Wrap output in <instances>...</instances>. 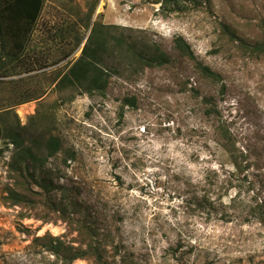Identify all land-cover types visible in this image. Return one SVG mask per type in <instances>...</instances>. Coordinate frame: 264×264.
I'll list each match as a JSON object with an SVG mask.
<instances>
[{
  "label": "rangeland",
  "instance_id": "1",
  "mask_svg": "<svg viewBox=\"0 0 264 264\" xmlns=\"http://www.w3.org/2000/svg\"><path fill=\"white\" fill-rule=\"evenodd\" d=\"M94 24L108 38L156 44L170 63L141 70L107 54L102 93L56 87ZM227 31L261 40L264 0H43L19 56L10 60L9 40L0 47L11 61L0 72V114L59 138L45 168L90 214L113 264H264V223L249 215L256 205L264 215V55L244 54ZM177 38L193 59L173 47ZM196 62L221 76L223 95ZM209 97L218 115L204 114ZM223 128L244 157L241 173L218 141ZM12 160L0 141V264H66L46 246L57 237L76 247L78 232L58 219H22L26 210L7 204Z\"/></svg>",
  "mask_w": 264,
  "mask_h": 264
},
{
  "label": "trees",
  "instance_id": "2",
  "mask_svg": "<svg viewBox=\"0 0 264 264\" xmlns=\"http://www.w3.org/2000/svg\"><path fill=\"white\" fill-rule=\"evenodd\" d=\"M43 7V0H0V47L9 40L13 44V56L10 60L16 59L24 50V39L31 32L33 25L40 16ZM106 26L95 25L90 31V35L81 51L80 56L70 66L67 74L59 79L56 87L62 89L66 87L82 89L84 93L91 95L94 92L102 93L111 77V70L107 68V54L115 56L127 65L143 68H161L170 63V58L154 43H150L143 38L134 40L127 35L105 36L102 32ZM225 29V28H224ZM231 36V41L239 42V49L248 56L264 55V31L262 38L253 43H246L227 31ZM108 41L112 43L109 44ZM189 45L182 38H177L174 48L183 56L193 59ZM0 56V72L7 64ZM198 72L203 78L215 85L221 84L220 94L223 95L225 85L222 83L221 76L212 71L208 66L199 62L195 63ZM8 77L2 74L0 78ZM32 101L24 100L18 104ZM203 101L209 106L204 114L211 116L218 115L213 98H204ZM125 105L135 106L133 98L125 100ZM17 104V105H18ZM9 111L0 114V141H5L13 147V163L19 166H11L15 176L13 185L9 188V194L4 197L7 204L26 210L20 216L22 219L34 217L43 222H52L54 219L61 220L68 224L72 231L78 232L80 240L78 246L68 245L60 238H50L46 250L51 252L62 263L70 264L75 260H92L94 264H113L108 261L107 245L98 240V235L93 225L90 223V214L83 212L80 202L68 195V189L57 185L54 182V174L46 170L45 166L49 159L61 152L62 144L58 137H44L36 131L32 132L28 127L15 126L11 116L17 119L16 114L10 115ZM221 136L218 139L224 152L228 153L230 160L237 172L241 173L244 169L242 154L236 155L234 141L225 128L221 129ZM64 159V163L68 159ZM241 158V160H239ZM17 170V171H16ZM58 178V177H57ZM35 187L36 189H34ZM252 218L264 223V215L261 206L256 205L249 211ZM43 237H36L41 240ZM117 248L114 249L112 260L117 256Z\"/></svg>",
  "mask_w": 264,
  "mask_h": 264
}]
</instances>
